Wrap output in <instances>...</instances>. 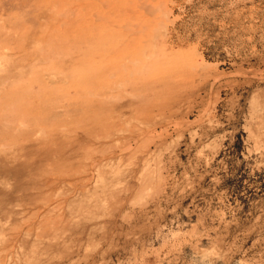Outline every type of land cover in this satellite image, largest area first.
<instances>
[{
	"label": "rangeland",
	"instance_id": "1",
	"mask_svg": "<svg viewBox=\"0 0 264 264\" xmlns=\"http://www.w3.org/2000/svg\"><path fill=\"white\" fill-rule=\"evenodd\" d=\"M167 3L171 7L169 19L172 17V20L162 24L156 21L157 24L150 29L151 34L154 37L155 32L160 33L167 24L172 32L170 41L176 42L177 48L185 47L184 53H192L188 55L191 59L203 58L207 68L202 71L193 68L188 74L183 72L186 66L185 69L182 67L183 74L175 76L176 93L180 94L181 100L174 106L171 102V110L167 111L161 104L173 92L158 93L157 97L144 102L153 115L148 127H154V130L150 133L144 130L138 136L140 141L130 135V121V130L116 132L122 140L119 143L128 144L121 149L122 152L117 151L120 155L117 159L126 161H121L127 170L124 172L132 167L128 164L133 161V156L139 160L143 151L150 150L151 154L146 156L148 173L145 174L152 181L147 179L142 183L145 185L141 190L139 181H142L138 179V183L135 181V186L119 198L111 199L108 194L107 201L103 200L105 194L100 193L102 199H98L99 203H92L87 209L80 208L82 211L78 209L72 219L67 213L64 193L74 190L75 185L63 183L61 190L66 191L59 190L52 200L55 202L54 212L41 214L50 224L51 235L45 236L48 239L40 245L33 241L37 246H33L35 253L27 250L31 264H66L71 255L75 260L72 264H264V133H257L254 127L257 119L250 108L258 94L264 98V0H173ZM168 44L165 47L169 48ZM154 46L152 44L151 48ZM115 74L117 77L118 73ZM214 77L218 79L212 80ZM194 89V95L181 96V93ZM116 93L114 90L113 94ZM115 103L119 100L109 104ZM138 116L146 118L145 111H139ZM124 121L120 120L125 125L127 122ZM133 138H136L135 143ZM133 143L138 146L135 154H132ZM109 155L112 162L117 160L114 153ZM49 169L59 171L50 174H58L59 179L66 177L69 183L70 179L76 178L69 166ZM92 173L93 187L94 183L97 182L95 187H99L104 179L109 178L107 173ZM129 176L127 173L120 175L119 185L114 188L125 186L127 181L134 184ZM5 180L0 182V190L7 192L13 184L11 179L9 184L3 182ZM58 185L54 186L51 197ZM0 197L1 201L8 203V196L1 194ZM18 197V200L10 199L8 206L16 211L14 230L20 231L28 224L34 232L38 218L18 212H25L32 205L38 207L40 202L29 206L27 197ZM62 210L68 220H51L58 218L57 213ZM26 216L31 225L23 219ZM55 226L57 231L52 233ZM16 234H13L14 240ZM23 234L24 238L18 239H23L20 242L24 241L23 246L29 249L31 243L28 241L32 239L24 240L28 233ZM9 248L5 254L8 252L7 255L14 254L13 257L18 258L14 264H25L18 245ZM13 250L16 254L11 252Z\"/></svg>",
	"mask_w": 264,
	"mask_h": 264
},
{
	"label": "bare ground",
	"instance_id": "2",
	"mask_svg": "<svg viewBox=\"0 0 264 264\" xmlns=\"http://www.w3.org/2000/svg\"><path fill=\"white\" fill-rule=\"evenodd\" d=\"M168 1L173 2V0H0V182L6 177L3 182L9 184L11 179L13 184L7 192L0 190V195L8 196L7 204L1 201L0 197V264L18 262V258L13 257L14 254H11L13 260L10 254L7 255L8 252L5 254L8 247L14 249L17 245L24 258L22 262L31 264L30 259H27L29 258L27 250L35 253L34 242L40 245L44 239H48L45 236L51 233L50 224L46 223L48 220L41 214L54 212L53 197L55 199V193L62 191L61 187L64 184L75 185L74 190L70 189L66 193L65 189L62 191L67 196L65 202L71 219L72 214L75 211L77 213L78 209L82 211L83 207L87 209L92 203L94 205L99 203L98 199H102L100 193L105 194L103 200L106 201L108 194L111 199L119 198L125 191L134 187L138 179L142 181H139L142 185L141 190H144L145 184L142 183L149 179V175L145 174L148 173L146 167L149 165L146 156L151 152L150 150L144 152L142 149L144 154L140 153L139 160L135 156L132 157L133 161L126 158L131 162L128 166L132 167H128V172H124L127 171L123 166L125 163L122 164L121 161L124 160L117 159L120 156L117 151L122 152L121 149L127 143H119L120 134L117 135L116 132L130 130L131 127L130 135L137 138L144 130L150 133L154 127L149 129L148 124L153 115L147 110L144 102L157 97L158 93L164 95L173 92L161 104L167 111L171 110V102L174 106L181 100L180 94L176 93L178 87L176 77L183 72L189 74L193 68L201 71L207 68L203 58L196 56L195 59H191L188 55L192 53H184L185 47L177 48L176 42L170 41L172 32L167 24H164L166 28L160 33L155 32L154 37L151 34L154 24H157L156 21L162 24L172 18L169 19L171 7L168 6ZM178 16L176 18H179ZM160 25L159 27L163 26ZM152 44L155 45L154 49L151 48ZM165 44H168L169 48L165 47ZM185 66L186 70L182 72ZM115 73H118L119 80ZM181 86L182 84L179 87ZM114 90L116 94H113ZM194 94L195 89L189 93H181V96L188 98ZM115 99L119 100V103L110 105L109 103ZM251 106L252 113L256 116L253 117L257 119L254 127L257 133L263 134L264 98L258 94ZM112 110L116 113L114 114ZM139 111H145L146 118L138 116ZM122 119L123 121L126 119L125 125L120 122ZM129 121L132 125L128 123ZM115 134L117 136H114ZM133 140L131 141L135 143L136 138ZM138 146H133V151L129 147L132 154H135V147ZM96 153L99 154L96 156ZM112 153L117 159L115 162H112L109 155ZM59 165L73 169L71 173L76 175V178L70 179L69 183L66 177L59 179L58 174H50L56 173L57 170L52 169V172L49 168H58ZM92 172L107 173L110 181L109 178L105 180L103 177L101 185L95 187L96 182L93 187ZM123 173L129 174L134 184L126 180V184L123 182L125 186L114 188L119 185V176ZM97 174L95 176L98 177ZM55 185H58V190L54 189L56 191L51 197ZM118 192L120 193L117 194ZM19 195L28 198L29 206L38 200L40 202V206L32 205L28 208V212L21 210L18 212L38 218L34 232L28 224L27 228L21 227L20 231L14 230L16 211L8 206L9 200H18ZM57 216L58 218L51 220L63 221L64 211L57 213ZM28 218L26 216L23 219ZM28 223L31 225V221ZM72 225L78 227V224ZM54 229L52 233L57 231L56 226ZM23 233H28L24 240L32 239L28 241L31 243L29 249L28 246H23L24 241L20 242L23 239L19 240ZM13 234H16V240ZM95 245L98 244H93ZM11 252L15 253V250ZM36 252L39 250L36 249ZM73 261L74 256L71 255L66 264H72Z\"/></svg>",
	"mask_w": 264,
	"mask_h": 264
}]
</instances>
